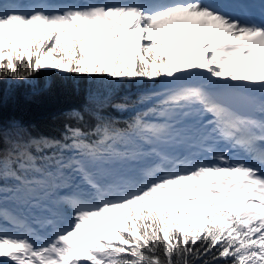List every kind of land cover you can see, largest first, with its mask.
Masks as SVG:
<instances>
[{"label": "rangeland", "instance_id": "rangeland-1", "mask_svg": "<svg viewBox=\"0 0 264 264\" xmlns=\"http://www.w3.org/2000/svg\"><path fill=\"white\" fill-rule=\"evenodd\" d=\"M191 10L168 9L164 11L159 9L147 12L144 15H147V19L151 21L146 25L138 23L141 18L137 20V24L131 23L132 14L130 11L124 12L121 18L99 11L82 13L77 14L80 20L77 28L73 27L74 25H69L66 27V33H59L54 30V34L51 33L53 30L47 27L64 24L66 23L65 18H57L55 22L37 16L31 21L16 19L13 23L8 21L0 23V58L10 57L13 50L25 55H29L35 50L39 51L35 36H42L43 40L49 36V39L53 38V43L56 46L49 50L42 48L40 52H34L35 57H39V63L47 70L65 71L69 64L61 54L66 52L61 51L63 47H75L76 43L85 47L87 51L96 48V51L102 54L104 63H112L118 52L117 47L113 46L114 44L111 42L112 32L124 31L134 43L140 41L138 46L141 44L142 47L151 45L161 47L167 55L171 69L178 74L174 83L150 92L153 100L149 109L152 104L154 109L145 118L140 116V119H143L141 120V128H139L142 136L138 133L139 131L128 134L119 132L118 136L122 138L125 144V147L120 148L116 140L112 138L116 133L107 131L95 145L90 147L88 158H85L82 153L75 151L72 147L60 158L59 169H63L73 180L74 185L77 183L76 186L67 184L65 193L62 192V189H54L50 197L47 198L44 192H40L41 187L39 186L42 181L44 186L47 183L44 175L35 173L28 180L30 183H35H33L31 193L40 192L38 200L32 204L25 202L18 204L12 196L4 194V196H0V207L11 206V210L15 212V220L18 219L16 212L19 210L22 213L26 212L30 217L34 216L35 222L32 231L38 233L43 224L41 220L46 218V211L52 209V202L56 201L57 194L58 197L69 193L72 197L76 195L85 196L82 191L75 190L79 184L87 183L93 187L92 193L95 195L102 191L96 185L98 181L108 183L110 180H114L109 189L113 188L115 192L110 191L111 193L123 192V186H130V190H136L138 193L140 188L136 189L134 186L136 183L135 175L138 172L143 173V170L148 169L153 161H166L163 153L165 148L167 149L165 152L169 150L174 154L173 157L168 158V161L172 159L175 161L176 156L182 155V152L190 147L188 139H176L175 135L169 133V125L173 123L175 125L177 119L185 113V109L194 107L185 103L191 101L186 99L184 93L186 90H183L189 85L179 87L181 82H190V87H197L194 82H200L203 85L207 81L217 80V78L219 79L228 73H239L238 76H251L264 81V46L261 50H255L247 59L241 58L239 53L225 56L219 47L222 35H227V31L233 34L238 31L234 28H226L221 24L209 23V21L215 20V16L206 12L202 14L194 6L191 7ZM204 17L208 22L207 27H213L217 30L209 48L200 43L199 39L192 34L193 30L188 29V24L186 25V22L191 19L197 21L203 20ZM192 35L193 39H190ZM61 39L70 40L72 45L61 46ZM186 51L188 52L187 56L182 53H186ZM92 61L87 65L92 75L106 69L103 63L96 64ZM110 70L109 68L108 72ZM96 76L99 77L100 75ZM193 89L195 88L189 90ZM201 96L205 99L204 94ZM131 111L134 112L136 109L132 108ZM175 111H177L176 114ZM134 114L136 112L132 115ZM145 122L149 124L147 125ZM117 149H119V155L115 156L111 151ZM8 165L10 164L8 163ZM24 166L23 164L22 167ZM239 176L242 175L221 171H208L204 174L202 172L186 174L185 172L173 171L165 176L162 181L156 180L158 184H155V178L151 179L152 184L160 186L162 191L158 193L153 203H156V208L160 212H168L169 215L175 213V216L169 217L168 221L181 229H194L202 225L209 214L220 215L225 208L231 210L246 223L261 221L264 225V203L259 202L260 194L263 192L258 190L260 185L247 183V187L241 189L233 186L235 181H228L229 177ZM240 180L246 181L243 176ZM2 190L5 191L6 188H0V192ZM85 197L89 199L88 196ZM78 202L84 201L79 200ZM150 202L152 201H148V199L141 201L144 204ZM123 208V203L108 204L105 208L99 207L97 221H92L91 217L82 227L80 226L75 230L72 227L68 228L67 232H70L67 236V242L60 246L62 251L59 250L52 256L51 263L105 264L103 260L105 250L102 248V243L118 240L124 224ZM25 243H27L26 240L17 236L8 237L5 242H0L2 258L0 264H28L23 259L25 252L23 245ZM37 260L36 254L28 259L33 264Z\"/></svg>", "mask_w": 264, "mask_h": 264}, {"label": "trees", "instance_id": "trees-1", "mask_svg": "<svg viewBox=\"0 0 264 264\" xmlns=\"http://www.w3.org/2000/svg\"><path fill=\"white\" fill-rule=\"evenodd\" d=\"M65 22L47 28L54 34L66 24H80L77 16ZM112 33L118 49L112 63H104L96 48L87 51L76 43L61 51L69 64L65 71L47 70L34 52L56 46L49 36H35L39 51L25 55L13 50L10 57L0 58V188L11 190L17 178L20 198H30L35 183L28 178L35 173L44 175L47 183L40 185L45 188L60 185L54 178L65 174L58 160L71 147L87 155L107 131L116 133L112 138L123 147L118 134L136 132L140 116L154 109L153 104L149 109L150 92L177 79L161 47L138 49L127 33ZM60 44L72 45L68 39ZM91 60L106 67L96 72L99 77L87 68ZM160 192L157 187L124 204L118 240L102 243L105 264H264V237L232 211L225 208L194 229H181L168 221L175 213L160 212L153 203ZM143 199L152 202L141 203ZM98 216L93 214L92 221Z\"/></svg>", "mask_w": 264, "mask_h": 264}, {"label": "bare ground", "instance_id": "bare-ground-1", "mask_svg": "<svg viewBox=\"0 0 264 264\" xmlns=\"http://www.w3.org/2000/svg\"><path fill=\"white\" fill-rule=\"evenodd\" d=\"M34 1V0H31ZM113 2V4H115V0H111ZM23 4V3H20ZM34 5L35 2L33 3ZM50 6L56 8V6L50 4ZM122 7V5H118V8ZM203 22L206 23V19L205 17L203 18ZM199 23V22H197ZM194 36H196V38L199 39L200 43H203V45L207 48L210 47V42L213 38V36H215L217 34V30L213 27L209 28L206 26V28L204 29V26L201 27V31L197 32L196 30H193L192 33ZM193 35L191 36L190 39H193ZM262 39L258 38L257 40H248L246 43H243L241 46H239V43L237 41H227L225 42L221 47L223 48V50H241L244 51L245 49H251L254 46L260 44L263 45V43H261ZM199 43V45H200ZM184 55L188 54V52L186 51V53L182 52ZM213 50H212V54H213ZM240 75L239 73H228L226 75H222L219 79L217 78V80H211V81H207L205 84L207 85H214V84H228V85H233L239 88L244 89L245 91H248L249 93H251L252 95H254L257 99H259L260 101L262 100V95H264V81L260 80V78H255V77H251V76H245V75ZM180 83V81H179ZM206 85V86H207ZM206 86H197V87H186L183 90H186L184 93L186 95V99L188 100H193L198 102L200 105L203 106V100H202V96L204 93L203 89H205ZM191 88H195L193 90H189ZM206 95V94H205ZM235 96V100H239L241 101L243 99L242 96L240 95H234ZM212 101V100H211ZM188 102V101H186ZM185 102V103H186ZM212 104H216V103H212ZM260 107H263V105H260L258 110L260 109ZM210 108V109H209ZM204 111L200 112V110L198 108L194 109H185V113L179 117L174 125V123L172 125H169V133L171 134L173 131L174 133H172V135L176 136L175 138L178 139L179 136L182 137H190V136H195L196 132L199 133L201 128H206L207 126L211 125L213 123V120L215 121V119H217L219 117V112L212 114L213 116H209L206 115L208 113V111H218L220 109H222V112L227 115V113H231V110H229L230 108H224L223 106L220 105H208L204 107ZM147 113V112H146ZM145 113V114H146ZM177 113V111H175V114ZM147 115V114H146ZM206 116H209L210 119L207 120L205 119ZM221 120V126L218 124H214L215 126H217L218 128L222 129L224 127V120L222 118H218ZM143 120V119H142ZM236 121H239V119H236ZM242 123H245L246 125H248V128H251L254 131H260L262 129V120L259 119H247V118H241ZM146 123V122H145ZM147 125L149 124L148 122L146 123ZM174 125V126H173ZM214 126V127H215ZM243 126V125H242ZM163 127V126H161ZM217 127L214 128V132L217 131ZM241 128V127H240ZM262 131V130H261ZM217 134H215L211 140H209L207 143H203V145L201 144L199 150L200 151H204V152H211L213 151V149H217V150H223L227 153V157L228 159H234L233 157H235V155L237 153L231 154L228 152V150H226L225 146L218 142V137H220V132H215ZM215 144V147H210V143ZM209 143V144H208ZM217 146V147H216ZM159 148H165V147H159ZM241 148V147H240ZM165 150H167L166 148L163 150L164 153V159H166L168 156L171 155V151L169 153L165 152ZM163 155V154H162ZM193 156V155H192ZM187 157V156H186ZM188 159V158H185ZM59 165H60V159L58 160ZM65 161V160H63ZM181 159H180V163H181ZM185 167V166H184ZM190 166L189 164H186V169H189ZM145 172V171H144ZM142 172H138L137 175H140ZM83 175V174H82ZM162 175H166V174H162ZM86 176V174H85ZM87 177V176H86ZM89 177V176H88ZM95 177V176H93ZM158 177H162L160 176L159 172L156 175V179H158ZM91 178V177H89ZM230 181V180H228ZM231 181H235L233 186H236L237 188H241L243 189L244 187H247V182H243L240 179H233ZM96 185H100V182L98 181V184ZM108 191L111 192H115V190L113 188L108 189ZM260 200L259 202L264 203V191L260 194ZM82 212H79L78 215H81ZM75 217H77V215H75Z\"/></svg>", "mask_w": 264, "mask_h": 264}, {"label": "water", "instance_id": "water-1", "mask_svg": "<svg viewBox=\"0 0 264 264\" xmlns=\"http://www.w3.org/2000/svg\"><path fill=\"white\" fill-rule=\"evenodd\" d=\"M206 89L208 94L215 99L219 105L230 108L229 110L232 109L231 111L242 116L262 119L264 121V115L257 112V108L261 105V102L252 94L228 84L209 86ZM234 95H240L243 99L241 101L235 100Z\"/></svg>", "mask_w": 264, "mask_h": 264}]
</instances>
